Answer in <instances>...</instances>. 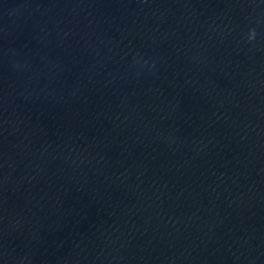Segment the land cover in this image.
Masks as SVG:
<instances>
[{
    "label": "water",
    "instance_id": "95a60500",
    "mask_svg": "<svg viewBox=\"0 0 264 264\" xmlns=\"http://www.w3.org/2000/svg\"><path fill=\"white\" fill-rule=\"evenodd\" d=\"M0 264H264V0H0Z\"/></svg>",
    "mask_w": 264,
    "mask_h": 264
}]
</instances>
